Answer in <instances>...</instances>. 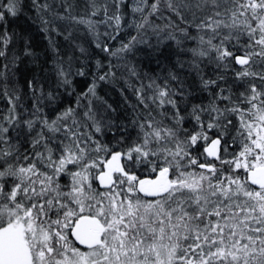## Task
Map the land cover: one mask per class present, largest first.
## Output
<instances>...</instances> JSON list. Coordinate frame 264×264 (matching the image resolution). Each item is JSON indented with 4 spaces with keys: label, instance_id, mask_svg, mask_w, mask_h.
<instances>
[{
    "label": "snow or ice",
    "instance_id": "6c2138e0",
    "mask_svg": "<svg viewBox=\"0 0 264 264\" xmlns=\"http://www.w3.org/2000/svg\"><path fill=\"white\" fill-rule=\"evenodd\" d=\"M0 264H264V0H0Z\"/></svg>",
    "mask_w": 264,
    "mask_h": 264
}]
</instances>
